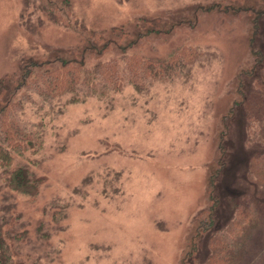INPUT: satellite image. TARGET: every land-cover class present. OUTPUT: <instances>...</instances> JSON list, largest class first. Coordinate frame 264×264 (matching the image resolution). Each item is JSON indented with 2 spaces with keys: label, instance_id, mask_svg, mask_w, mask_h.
I'll return each mask as SVG.
<instances>
[{
  "label": "rangeland",
  "instance_id": "374dc122",
  "mask_svg": "<svg viewBox=\"0 0 264 264\" xmlns=\"http://www.w3.org/2000/svg\"><path fill=\"white\" fill-rule=\"evenodd\" d=\"M240 1L68 0L73 27L42 16L28 31L21 0H0V79L21 60L62 55L90 31H132L141 18L160 25L127 50L138 77L121 82L110 102L89 96L27 109L43 137L31 156L36 186L16 193L15 211L29 230L39 220L53 226L43 252L54 253L42 264H194L186 258L193 217L208 204L221 158L214 229L226 226L264 142L263 120L248 127L240 105L230 113L248 93L264 96L257 76L242 75L252 62L250 17L228 6ZM206 241L196 243L198 262ZM242 249L240 264H264L262 225Z\"/></svg>",
  "mask_w": 264,
  "mask_h": 264
},
{
  "label": "trees",
  "instance_id": "16d2710c",
  "mask_svg": "<svg viewBox=\"0 0 264 264\" xmlns=\"http://www.w3.org/2000/svg\"><path fill=\"white\" fill-rule=\"evenodd\" d=\"M240 2L228 6L231 11H243L247 18L250 17L252 62L242 75L247 78L257 76L260 85L264 86V0ZM21 4L20 24L28 31L35 25H42V16L73 27L67 21L68 0H21ZM157 20L141 18V26L132 31L121 27L90 31L87 36H80L78 43L63 50L62 55L21 60L13 72L0 79V264H42L54 253L53 250L43 252L53 226L39 220L29 230L20 220L21 214L15 211L16 193L31 192L36 186V162L31 156L38 152L43 137V130L31 125L27 109H39L43 103L51 106L59 105L58 102L71 103L89 96L106 97L110 102L121 82L135 81L138 77L137 61L132 53L127 54V50L147 33L156 31L160 27ZM114 50H120L121 54H113ZM138 63L143 66L146 61L141 58ZM237 105L244 109L248 127L255 121H264V96L261 93H248L234 104L230 113ZM254 142L253 139L249 141ZM261 142V151L251 156L247 163L249 191L237 199L226 226L217 230L214 229L215 214L220 201L215 192L217 177L223 167L222 158L217 161L216 170L209 174L208 204L193 217L195 226L186 252L190 262L240 264L244 239L253 227L262 225L264 228V142ZM202 235L207 237V251L204 260L198 262L196 243ZM24 249L28 253L26 261Z\"/></svg>",
  "mask_w": 264,
  "mask_h": 264
}]
</instances>
